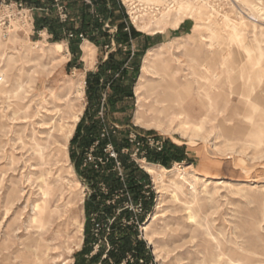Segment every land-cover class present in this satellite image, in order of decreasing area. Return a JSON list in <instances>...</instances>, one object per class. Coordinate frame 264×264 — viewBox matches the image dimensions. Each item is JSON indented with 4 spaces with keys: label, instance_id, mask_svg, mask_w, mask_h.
Masks as SVG:
<instances>
[{
    "label": "rangeland",
    "instance_id": "374dc122",
    "mask_svg": "<svg viewBox=\"0 0 264 264\" xmlns=\"http://www.w3.org/2000/svg\"><path fill=\"white\" fill-rule=\"evenodd\" d=\"M14 1L16 0H0V74L3 75L0 86L11 92L9 97L0 91V114L4 123L0 129V264L8 262L21 264V258L15 255L26 250L24 243L30 241L33 244L30 237L35 235V230L29 220L33 213V204L41 197L35 177L41 173L43 167L47 168L30 159L32 151L30 152L27 145L30 142L29 136L24 137L26 133L29 134L28 131L24 133V125L27 124H17L10 119L13 117V103L19 99H32L35 108L37 103L44 102L49 113L44 112L45 116L42 117L45 118L44 121L39 117L34 119L37 134L40 135L42 132L43 138H47V134L52 132L51 124L54 120L60 117L62 123L68 122L65 125L71 126L72 115L80 113L79 120L66 143L68 157L66 171L58 174L53 170V174L48 176L53 188H56L54 194L49 197L48 207L51 210L55 207L57 209L50 214L47 224L38 235L36 254L43 257L42 264H125L127 260L135 262L136 241L145 245L144 256L139 255L136 264H212L216 258L219 264H223L227 256L240 259L242 262L246 259L245 262L250 264H264V60L254 66L250 60H255L256 56L246 58L239 48L229 42H223L222 47L230 52L227 65L223 66L219 55L208 47V41L200 42L199 35L206 36L207 31L192 30L194 15L184 17L175 28L167 21L162 25L163 32L154 35L137 30L136 26L129 23L117 0H114L115 19L110 20L107 15L102 17L104 24L107 22L109 26L106 27L109 33V46L105 47L106 37L100 35L98 44L85 39L79 42V48H75L65 37V31L61 30L60 39L54 41L51 33L45 28H36L34 24L35 19H40L44 15L60 20L54 0H39L35 3L23 0V7L16 6ZM187 1L193 3L196 0ZM66 2L62 0L61 3L67 7ZM199 2L202 3L204 12L211 13L209 23H215L217 18L224 14L237 23L242 21H245L246 25L248 23L244 28V43H253L252 38L256 34L262 41L264 54V12L261 10L264 0ZM172 12L174 10L166 14ZM68 16L69 14L67 19ZM123 21L140 31L142 36L132 39L131 48L122 45V52L133 50L140 53L144 44L150 45L140 58L131 59V55L128 56L126 66L128 80L126 79L125 83L132 82V95L125 96L113 105L107 100L109 91L108 83H105L104 89L100 91L99 107H95L92 105L94 100L91 103L86 91L85 80L88 72L97 71L98 65L106 59L107 54L115 50L113 41V36L116 35L115 28ZM177 37L179 39H176ZM52 43H60L62 51L55 52ZM185 43L186 45L190 43V46L202 44L203 54L209 56L208 71L195 65L184 55L182 46ZM40 45L45 46L44 54L38 49ZM150 48H156L154 53L171 54L172 64L179 70L176 74L179 85L186 80L191 81L186 100L199 103L202 113L201 119L198 120L202 123L200 130L189 131L188 135H183L171 128L170 132L165 133L136 120L134 86L141 76L143 58ZM134 61L139 63L137 72L132 69ZM240 66L245 67L246 72ZM258 75H262L261 79ZM151 79L158 78L152 73L144 78ZM218 90L229 96L228 104L221 109L223 111H218L223 96L216 100L218 106L216 104L211 108L204 95L205 91L213 94ZM246 94L251 95L259 107L250 120L244 116L248 110L245 103ZM152 96L146 97V104L152 102ZM67 102L68 106L65 105ZM86 109L90 113H97V117L103 119L99 134L100 139H104L103 153L109 157L104 150L107 144H110L116 153V159L110 157L114 161L112 173L125 177L130 168L123 169L120 164L117 165L118 157H125L126 161L135 162L139 170L148 177V181L144 182L146 184L143 187L144 191L138 196H134L123 186L122 191L119 190L108 200L95 198V203L101 204L100 213L104 211L102 205L113 203L118 205L114 207L112 213L117 214L120 207L129 213L127 216L130 220L124 215L115 225V229L119 230L118 233L115 232V237L124 234L128 222L132 226L129 229L131 249L119 263H114L112 258L106 256L110 248L107 237L113 228L114 218L106 216L97 223L95 212L91 210V206L85 204V200L91 198L90 195H98V191L105 193L107 190L101 176L95 172L99 171L96 161L97 163L101 161L98 160L100 155L97 151L99 147L97 137L93 135L94 141L87 147H82V141L79 139L70 143ZM39 120L41 122H37ZM44 122L48 127H44L47 125ZM89 125L90 120L84 122V126ZM29 127L31 126L28 125V130ZM22 136L27 141L23 147L20 141ZM129 139H133L132 145ZM156 141L161 144V150H156L152 146L151 143ZM134 142H138V145H134ZM171 144L176 148H169ZM137 147L138 151L135 150ZM148 151L170 152V155L176 156L170 158L168 164L164 166L148 160L145 157ZM76 159L79 160L78 167L75 164ZM32 163L33 165H30ZM146 165H152L159 173H164V182H157L158 180L147 172ZM187 166H190L186 170L189 173H186L189 181L176 192L175 198L171 194L172 188L168 185V178ZM161 168H164L163 171ZM190 173L197 178H193ZM43 175L47 176L46 171H43ZM216 180L222 183L216 185ZM13 186L18 189L17 193L11 190ZM10 194L13 196L11 201L13 204L6 203ZM161 199L164 205L160 216L151 222L150 215ZM6 207L10 210L6 211ZM87 208L90 209L89 218L92 223L90 233L99 239L97 244L100 241L105 244V249L94 261L90 260V256L97 251V244L92 245L89 254L79 253L84 245ZM189 215H192V218H189ZM80 225L82 232L78 230ZM145 225L148 226L144 229ZM147 236H150L152 243L147 242ZM41 240L44 243H41ZM5 256L7 259H4Z\"/></svg>",
    "mask_w": 264,
    "mask_h": 264
},
{
    "label": "bare ground",
    "instance_id": "6f19581e",
    "mask_svg": "<svg viewBox=\"0 0 264 264\" xmlns=\"http://www.w3.org/2000/svg\"><path fill=\"white\" fill-rule=\"evenodd\" d=\"M199 1L200 0H196L193 3H191L190 1L181 2L180 4H178L175 7L174 12H172L171 14L169 13L170 15L166 14V13H165L166 15L162 14L161 16L154 18L153 21L143 22L141 24H136V28L140 31H147L150 34L155 35L157 33L163 32L164 27H162V25H164L165 22L169 21L171 27L175 28L183 20L184 17H187V16L191 17L194 15L195 21H194V24L192 26V30L198 31V32H200L202 30L207 31L206 36H201V34L199 35L201 37L200 42L201 41H208V47H211L212 50L217 55H219L221 64L223 66L227 65V61H228V58L230 55V52L227 49H224L222 47L223 42L224 43L229 42L230 44L239 48L244 53V56L246 58H249L250 56H256L255 60L254 59L250 60L252 65H254V66H255V64H257V65L260 64V62L264 60L263 59L264 54H263V50L261 47L262 41L260 40V38H258V36L256 34L252 38L253 43H246V42L244 43V30H245L244 28H245V26L248 25V23H247V25L245 24V21L237 23L234 19H231L230 17H228L225 14L221 17H218L217 21L215 23H209L208 20L211 16V13L204 12L202 9V6H201L202 3ZM261 10H263V12H264V6L261 7ZM214 11H215V9H214ZM201 17L204 19V21H202L203 19L201 20ZM253 27H254V24H253ZM176 39H179V37H177ZM176 39H174V40H176ZM86 42L92 45V43H90L88 41H86ZM51 45L53 46V49H55V52L60 53L62 51V45L60 43H52ZM188 45H186V43H185L184 46H182L184 55L186 57H188L192 63L199 66L204 71H208L209 67L207 65V60H208L209 56L207 53H206L207 55L203 54L202 49H201L202 44L199 43V44H197V46H190V45L188 46ZM223 45H225V44H223ZM158 46H160V45H158ZM38 49H39V51H41L42 54H44V52L46 51L44 45H40L38 47ZM155 49L156 48H150L146 51V54L143 58V62H142L141 68H140L141 76L139 77L138 82L134 86V95H135L136 103H137L136 104L137 105V110H136L137 116L135 117V118H137L136 120L139 121L140 123H142L143 125H150V126L152 125L153 127L157 128V129H159L165 133L170 132L171 128L174 130H178L183 135L187 134L189 131L200 130L202 128V123H199L198 120L201 119L202 113H201V108L199 106V103L196 101L194 102V101H189V100H188L189 101L188 102L186 100L188 97V94H189V89L191 87V81L186 80L183 84L180 83L181 85H179L177 83V80H176V74L179 72V70H178V68H175L172 64L173 59L171 57V54L166 52V51H165L166 54L165 53H163V54L154 53ZM157 49H159V48H157ZM237 58H239V56ZM245 62L246 61H244V63ZM241 68L244 69L245 67L244 68L241 67ZM249 68H251V67H249ZM248 70H247V73H249ZM244 71L246 72L245 69H244ZM250 71H252V70H250ZM151 73L153 75H156V77L158 79L144 80V78L150 76ZM196 73L199 74V71H197ZM261 76L258 75V78L261 79ZM197 78L199 79V77H197ZM1 79H3V75L0 74V80ZM196 82H198V81H196ZM200 82H202V81H200ZM196 84H198V83H195V85ZM261 84L262 83L260 82L259 87L261 86ZM204 85H207V84H204ZM20 86H22V84ZM230 87H231V85H230ZM0 91L8 94L9 97H11V95H10L11 92L6 91L4 86H0ZM231 91L233 92V88H231ZM151 95H153L152 96V102L149 104H146V102H145L146 97L147 96L149 97ZM204 95L207 98V102H208L209 107H211V108H213L214 105L216 106V104H217L216 100L218 99V97L223 96L222 103H221L220 108H218V111L221 110L222 108H224L226 106V104H228V102H229V96L224 94L221 90H218L213 94L209 93V91L208 92L205 91ZM254 95H255V93H254ZM56 96H58V94L55 95V97ZM52 97H54V96H52ZM60 98H61V95H60ZM56 100H57V98H56ZM258 101H259V99H258ZM68 102L70 103V101H68ZM68 102L65 105L68 106ZM245 103L247 104L248 110L246 111V114H244V116H245V118L250 120L254 117V114L257 111V107H258L257 105L258 104L255 103V99H253V97H251V95H247V94L245 96ZM46 106H47V104H46ZM145 106H146V109H144ZM217 106H218V104H217ZM46 108H45L43 101L37 103V107L35 108L33 105L32 99H28V100L19 99L18 101L13 103V109H12L13 110L12 111L13 117L10 118V119H12L13 122H17V124H19V123L27 124V126L24 125V133L28 131L29 134L26 133V135L24 137L29 136L28 138H29L30 142H28V144H27V141H25V138L22 136L20 138L21 146L23 147L26 144L29 145L28 148L30 149V152L32 151V153L29 152L30 154H32L30 159H34L35 161H37V164L39 163L42 166H47V168L43 167L41 173L39 175H36V177H35V179L38 181V184H37L38 190L41 192V197H40L39 201H37L35 204H33V207H32L33 213L30 216V220H29L31 227L34 228V230H35V235L30 237V239H32L31 241H33V244H31L30 241L28 243H24L26 250L20 251L18 254L15 255V257L21 258V261H22L21 264H42L44 261L43 257L41 258L40 256H38L36 254V250L38 248V235H39V232L47 224L50 214L53 211H56V209H57L55 207V209L51 210L48 207L49 197L54 194L55 189H56V188L55 189L53 188L52 182H51V180H49L48 176H51L53 174V170H56V172L58 174L66 171L65 165L67 163L66 161L68 158L67 157V151H66V146H67L66 143H67L69 137L72 135L73 129L76 126L75 125L76 122L79 120V114H80L79 112H77V114L74 113L72 115L71 126L65 125L68 122L65 124L62 123L60 117L57 120H54L53 122L51 121L52 122V124H51L52 132L50 131V133L47 134L48 135L47 138H43L44 135L42 134V132H41L42 136H41V134L40 135L37 134L38 130L36 131V129H35L36 126H34V119L36 117H39V119H43V121H44L45 118H42V117L45 116L44 112H48V110ZM206 110H207V107H206ZM59 111H60V109H59ZM66 111H64V112H66ZM221 111H223V110H221ZM19 113H22V114L19 115ZM204 116H206V114H204ZM49 118L51 119V116ZM37 122H41V121L39 120ZM44 124H47V123L44 122ZM28 125L31 126V127H29L30 128L29 130H28ZM3 126H4V123L1 120V114H0V129ZM44 127H48V124ZM51 129H49V130H51ZM47 131H48V128H47ZM12 157H13L12 159L14 160V157H15L14 154L12 155ZM30 165H33V163ZM30 167L32 168V166H30ZM189 167L190 166L183 168L182 171H180V170L176 171V173L173 174L171 178H168V185L173 189V190L171 189V191H172L171 194L175 198H176V192L180 191L182 185L189 181L186 177V173H188L186 170H188ZM146 169H147L148 173L153 175L155 180L156 179L158 180L157 182H160V183L164 182V175H163L164 173L163 174L159 173L154 168V166H152V165H146ZM163 169L164 168H161V171H163ZM43 171H46L47 176L43 175ZM191 176L193 178H197V176L194 174L193 175L191 174ZM157 182H155V183H157ZM221 183L222 182L219 180L215 181L216 185H219ZM11 190L14 193L18 192V189L15 186H13ZM12 199H13V196H11V194L8 195L6 203L7 204L11 203ZM11 204H13V203H11ZM163 205H164L163 200L161 199V201H159L156 204L155 210L150 215L149 221L152 222L156 218H158V216H160V211H161V208L163 207ZM10 206H8V207L10 208ZM8 207H6V211H7ZM8 210H10V209H8ZM189 218H192V215H189ZM147 226L148 225H145L143 228L145 229ZM78 230L79 231L82 230L81 225L79 226ZM146 239H147L148 243H152L150 236H147ZM41 243H44V242H42V240H41ZM4 248H5V246H4ZM4 259H7V256H5ZM245 261H246V259L244 260V262H242V261H240V259H233L232 257L227 256V258L223 261V264H250V263L245 262ZM6 264H11V263L8 262ZM212 264H219V260L217 258L213 259Z\"/></svg>",
    "mask_w": 264,
    "mask_h": 264
},
{
    "label": "trees",
    "instance_id": "16d2710c",
    "mask_svg": "<svg viewBox=\"0 0 264 264\" xmlns=\"http://www.w3.org/2000/svg\"><path fill=\"white\" fill-rule=\"evenodd\" d=\"M36 1L38 2L39 0H29L28 2L35 3ZM91 1L94 9L96 10V15L90 13V6L84 4L82 1L67 0L66 5L69 11L68 19L66 18L64 21H61L59 19H52L51 17L44 15L40 19H35L34 24L36 28H45L47 32L51 33L54 41L60 39V33L61 30H63L65 31V37L66 33L68 32H73L76 34L82 33L86 39H88L94 44H98V36L102 35L106 37L105 45H109V33L107 28L104 26V19H102V17L107 15L110 20L112 18L115 19V16L113 15L114 9L116 7L115 2L114 0ZM115 29L116 35L113 36L115 50L110 51L107 54L106 59H104L98 65L97 71L88 72L85 80L86 91L88 93V96L91 98V103L94 100L92 105L95 107H99L100 91L104 89L105 83H108L107 89L109 91L107 92V100L110 101L113 105H116V103L119 100H122L125 96L132 95V82L125 83V80H128V71L126 67L128 56L131 55V59L140 58L146 48H148L150 45L149 43L144 44L141 48L140 53H136L133 50L131 52H122V45H127L131 48L132 39L142 36V33L140 31L135 30L132 25L128 24L125 21L118 23ZM68 41L71 44H74L75 48H79L78 46L80 39L74 37L68 39ZM117 55H119V58H117ZM132 64H134L132 65L133 71L137 72L139 63L134 61ZM114 75H116V77H114ZM87 120H90V125L84 126V122ZM102 123L103 119L101 117H97V113H90L86 109L84 115L81 117L79 123L77 124L75 134L72 137L70 143H73L79 139L82 141V147H87L91 144V142L94 141L92 136L95 135L97 137V141L99 144L97 151L100 155L99 158H97L101 161H99L100 163H97L96 161V166H98L99 171L95 172L97 173L96 175L101 176L107 190L105 193H100V191H98V195H90L91 198H87L85 200V204L87 206H91V210L95 212L97 223H99L98 221L104 219L106 216L114 218L112 222L113 228L110 230L107 237V240L110 244V248L107 250L106 256H108V258L110 259L112 258L114 263H119L125 257V254L131 249V236L129 233V229L132 228V226L131 223L128 222L124 234L121 237H115V232L118 233L119 231L115 229V225L118 223V220L124 215H126V217H128L130 220V217L127 216L129 213H127L126 210L122 209V207H120V210L117 214L112 213V210L114 211V207L118 205V203H113V205L109 204L106 206L102 205L104 211L103 213H100L99 206L101 207V204L99 202L95 203V198L99 197L101 198V200H108L111 198V196L117 194L119 190L122 191L123 186H125L128 191L132 192L134 196H138L144 191L143 187L146 185L144 184V182L148 181V177L147 175L142 173V171L139 170L135 162L126 161L127 158L125 157H118V162L120 166L123 167V169L130 168L129 171L125 173V177L118 176L116 173H112V165L114 161L110 157H107L105 153H103L104 139H100L99 137ZM91 131H93L92 134L90 133ZM127 144L130 145L129 143ZM169 148H176V146L171 144ZM71 156L72 159H74L73 154ZM175 156L170 155V152L164 153L162 151H148L145 157L152 162H159L165 166L168 164V160L170 158H174ZM176 159L179 158L176 157ZM78 162L79 160L76 159L75 164L77 167L79 166ZM86 214L88 217L86 220L84 245L79 251L80 254H89L92 251V245L94 243L97 244V241L99 240L97 237L94 236L93 233H90V225L92 224L89 218L90 209H86ZM97 245V251L94 255L90 256V260L94 261L101 255L102 251L105 249V244L101 243V241ZM135 247V262H130L127 260L125 264H136L138 256H144V243L136 241Z\"/></svg>",
    "mask_w": 264,
    "mask_h": 264
},
{
    "label": "built area",
    "instance_id": "2783aa9c",
    "mask_svg": "<svg viewBox=\"0 0 264 264\" xmlns=\"http://www.w3.org/2000/svg\"><path fill=\"white\" fill-rule=\"evenodd\" d=\"M56 2L57 10H58V16L61 21H64L67 18L68 15V9L65 5L60 4L59 0H54ZM75 1V0H74ZM84 4L90 6V13L96 15V10L93 7L91 0H80ZM121 7L123 8V11L125 13V16L129 23H131L133 26H136V24H141L143 22H149L153 21L154 18L158 17L161 14H165L169 11H172L175 9V7L180 4L181 2H185L187 0H117ZM14 4L18 7H23L22 1H14ZM105 27H109L108 23L106 22ZM138 30V29H137ZM78 38L80 41L85 40V36L82 33H73L68 32L66 33V38ZM113 45V43H111ZM109 45H105V47H108ZM104 100V97L102 98V101ZM130 144L132 145L133 139H129ZM152 146L156 148V150H161V144L156 141L154 143H151ZM134 145H138V142H134ZM138 147L135 149L138 151ZM109 157L116 159V153L113 151V148L110 144H107L104 149ZM117 165H119V162H117Z\"/></svg>",
    "mask_w": 264,
    "mask_h": 264
},
{
    "label": "crops",
    "instance_id": "0c3cea01",
    "mask_svg": "<svg viewBox=\"0 0 264 264\" xmlns=\"http://www.w3.org/2000/svg\"><path fill=\"white\" fill-rule=\"evenodd\" d=\"M67 1V0H66ZM62 2V0H60V3ZM55 5H56V2H55ZM68 13H69V11H68ZM91 72H95L94 70H91Z\"/></svg>",
    "mask_w": 264,
    "mask_h": 264
}]
</instances>
